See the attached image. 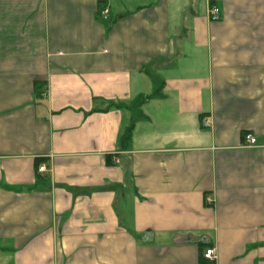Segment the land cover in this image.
<instances>
[{
  "label": "crops",
  "instance_id": "obj_1",
  "mask_svg": "<svg viewBox=\"0 0 264 264\" xmlns=\"http://www.w3.org/2000/svg\"><path fill=\"white\" fill-rule=\"evenodd\" d=\"M0 264H264V0H0Z\"/></svg>",
  "mask_w": 264,
  "mask_h": 264
},
{
  "label": "built area",
  "instance_id": "obj_2",
  "mask_svg": "<svg viewBox=\"0 0 264 264\" xmlns=\"http://www.w3.org/2000/svg\"><path fill=\"white\" fill-rule=\"evenodd\" d=\"M107 14H108L107 9L103 10V11L100 13V17H101V19H102V20H106V19H107ZM209 15H211V16H210V20H212V21H216V20H218V19H219V11H218V9H216L215 7L212 8V9L209 11ZM203 125H204V126H207V123L204 122ZM245 142H246V144H247L248 146H253V145L255 144V139H254L252 136H250V135H246V136H245ZM38 171H39V172H43V171H44V167H39V168H38ZM205 200H206V204H209V205L212 204L211 200H210L208 197H207ZM214 253H215L214 249H211V248L209 249V248H208V249L205 250V252H204V254H203V257H204V259H207L208 261H209V260L212 261L213 258H214Z\"/></svg>",
  "mask_w": 264,
  "mask_h": 264
},
{
  "label": "trees",
  "instance_id": "obj_3",
  "mask_svg": "<svg viewBox=\"0 0 264 264\" xmlns=\"http://www.w3.org/2000/svg\"><path fill=\"white\" fill-rule=\"evenodd\" d=\"M128 139H129V133H127V135H126V137L124 139V143H126L128 141Z\"/></svg>",
  "mask_w": 264,
  "mask_h": 264
}]
</instances>
